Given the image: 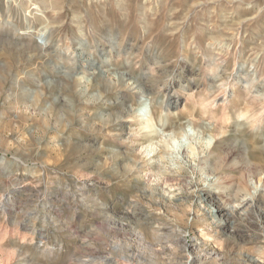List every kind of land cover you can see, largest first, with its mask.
Segmentation results:
<instances>
[{"label": "rangeland", "instance_id": "obj_1", "mask_svg": "<svg viewBox=\"0 0 264 264\" xmlns=\"http://www.w3.org/2000/svg\"><path fill=\"white\" fill-rule=\"evenodd\" d=\"M0 264H264V0H0Z\"/></svg>", "mask_w": 264, "mask_h": 264}, {"label": "bare ground", "instance_id": "obj_2", "mask_svg": "<svg viewBox=\"0 0 264 264\" xmlns=\"http://www.w3.org/2000/svg\"><path fill=\"white\" fill-rule=\"evenodd\" d=\"M221 209H223V208L221 206L217 205V208L213 207L212 211H216V215H217V214H219L218 212L222 211ZM228 213L231 214L230 212H228ZM220 215H221L220 217L216 216L217 217V223L219 226H222L225 228L226 226H228L234 222V220H232V219L230 220L229 215L227 216V218H223V216H222L223 213Z\"/></svg>", "mask_w": 264, "mask_h": 264}]
</instances>
